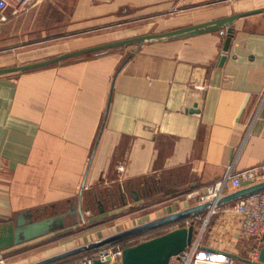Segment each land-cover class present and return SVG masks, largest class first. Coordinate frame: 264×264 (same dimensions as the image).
<instances>
[{"label": "crops", "instance_id": "crops-1", "mask_svg": "<svg viewBox=\"0 0 264 264\" xmlns=\"http://www.w3.org/2000/svg\"><path fill=\"white\" fill-rule=\"evenodd\" d=\"M9 4L0 16V69L264 7L45 0L17 12V1ZM234 29L223 65L227 34L217 31L0 76V225L20 212L78 208L81 198L87 212L102 201V215L150 204L137 226L194 205L185 194L206 192L229 168L236 174L264 162V13ZM232 208L199 215L194 239L251 257L255 245Z\"/></svg>", "mask_w": 264, "mask_h": 264}, {"label": "water", "instance_id": "water-1", "mask_svg": "<svg viewBox=\"0 0 264 264\" xmlns=\"http://www.w3.org/2000/svg\"><path fill=\"white\" fill-rule=\"evenodd\" d=\"M262 13H264V7L256 10L233 14L231 16L188 26L185 28L171 30L163 33L148 34L104 45L94 46L87 49L63 54L56 58L43 62L0 69V76L34 70L60 63L70 58L90 53L109 51L114 48L128 46L141 47L142 45L147 43L183 39L217 31L226 32L227 34L223 46L224 55L222 56L220 64L223 65L226 61L225 53L228 52L230 48L231 41L235 32L234 24L236 23V21L244 17ZM261 191H264V181L230 192L222 196L218 200H208L202 203L194 204L173 214L163 216L158 219L151 220L149 222L139 224L126 230L105 236L98 240L66 250L32 264H56L63 260L88 252L106 250L131 238L161 229L163 227L177 224L188 219H193L201 214L210 212L213 209L233 204L245 197ZM131 195L136 201L139 200V195L136 191H132ZM122 200L124 201V204L127 205V199L124 194L122 195ZM98 205L100 211L104 212L105 210L103 207V202L98 201ZM48 209L49 208H45L43 210L20 212L10 222L0 225V252L29 243L31 241L43 238L56 232L63 231L67 229L68 225L76 224L79 219L85 221V213L82 208L81 198L78 208L70 206L67 210H60L59 207L53 205L51 206L53 212L52 215L48 214ZM42 214L48 215H46L45 217H41ZM73 214L77 215L78 218L72 220L70 216H72ZM195 231L196 225L193 222L190 227H182L176 230H172L151 240L127 247L124 250L123 261L121 264H173V259L186 251L187 248L193 243V240L195 238ZM230 255L241 264H264V246H262L259 251V258L257 262H252L249 257L244 258L235 254ZM94 264L118 263L111 259H108L107 261H96Z\"/></svg>", "mask_w": 264, "mask_h": 264}, {"label": "built area", "instance_id": "built-area-1", "mask_svg": "<svg viewBox=\"0 0 264 264\" xmlns=\"http://www.w3.org/2000/svg\"><path fill=\"white\" fill-rule=\"evenodd\" d=\"M17 12L37 7L45 0H16ZM240 0H215V4L233 3ZM9 0H0V16H3L9 8ZM4 16L2 20H4ZM264 181V162H261L249 169L239 173H234L233 168H229L226 176L208 187L206 192L193 191L187 196L188 200H198L202 203L208 200H218L222 196L242 189L246 186L257 184ZM217 209L210 211L216 213ZM232 212L238 217L243 233L253 240L255 245L252 256L249 257L252 262H257L259 251L264 246V191L255 193L233 203ZM200 217L188 219L183 222L174 224L169 229H163L160 232H148L143 235L131 238L127 241L114 245L106 250L92 251L81 254L69 259L63 260L56 264H94L96 261H107L111 259L118 264L123 261L124 250L127 247L151 240L155 237L166 234L172 230L182 227H190L191 224L200 220ZM208 220V219H207ZM206 226L208 223H205ZM173 264H236V260L228 252L205 249L201 246L200 239H194L193 243L186 251L173 259Z\"/></svg>", "mask_w": 264, "mask_h": 264}, {"label": "rangeland", "instance_id": "rangeland-1", "mask_svg": "<svg viewBox=\"0 0 264 264\" xmlns=\"http://www.w3.org/2000/svg\"><path fill=\"white\" fill-rule=\"evenodd\" d=\"M257 1L261 5H264V0ZM105 31L106 30H98L93 34H106ZM188 194L189 193H186L185 196L187 197ZM178 201L180 203L182 202L180 199H177L176 202ZM188 202H190V204H197L198 200H188ZM59 209L63 210L64 208ZM154 209L155 208L150 204H147L142 208H117L115 211L110 210L107 214L102 215L96 204H94L91 212L84 211L85 221L79 219L76 224L68 225L67 229L63 231L1 251L0 264H32L77 246L126 230L129 227L136 225L143 217L148 216ZM48 214L52 215V210L49 211ZM48 214H42L41 217H45ZM205 221V223H208L209 219H205ZM235 249L236 248L233 246L229 247L231 252ZM245 257L247 258V256ZM236 264H238L237 261Z\"/></svg>", "mask_w": 264, "mask_h": 264}, {"label": "flooded vegetation", "instance_id": "flooded-vegetation-1", "mask_svg": "<svg viewBox=\"0 0 264 264\" xmlns=\"http://www.w3.org/2000/svg\"><path fill=\"white\" fill-rule=\"evenodd\" d=\"M70 218L73 220L75 218H78L77 215L73 214L72 216H70Z\"/></svg>", "mask_w": 264, "mask_h": 264}]
</instances>
